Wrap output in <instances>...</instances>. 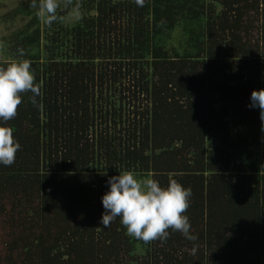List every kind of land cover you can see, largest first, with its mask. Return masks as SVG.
Returning a JSON list of instances; mask_svg holds the SVG:
<instances>
[{
	"label": "trees",
	"instance_id": "obj_1",
	"mask_svg": "<svg viewBox=\"0 0 264 264\" xmlns=\"http://www.w3.org/2000/svg\"><path fill=\"white\" fill-rule=\"evenodd\" d=\"M21 1L0 17H29L0 36V68L30 60L42 94L7 122L22 149L0 165V264H264V122L248 107L264 0H69L71 28ZM126 171L191 188L198 240L105 228L107 181Z\"/></svg>",
	"mask_w": 264,
	"mask_h": 264
},
{
	"label": "clouds",
	"instance_id": "obj_2",
	"mask_svg": "<svg viewBox=\"0 0 264 264\" xmlns=\"http://www.w3.org/2000/svg\"><path fill=\"white\" fill-rule=\"evenodd\" d=\"M143 7L145 0H136ZM32 7L39 9L45 24L52 25L58 20V0H33ZM21 57L23 49H18ZM30 92L31 102L38 105L41 88L36 83L35 74L28 59L18 60L5 68H0V165L11 167L16 162V154L22 149L14 137V130L8 121L18 115L23 93ZM250 109H259L264 122V88L253 90L250 94ZM108 191L102 196L104 213L100 223L105 227L119 218L126 234L145 243L155 240L167 241L172 232L181 233L184 238L196 242L190 218L186 215L191 204L192 190L184 187L175 179L166 187L155 178L138 179L131 171L110 177ZM192 254L198 251L192 248Z\"/></svg>",
	"mask_w": 264,
	"mask_h": 264
},
{
	"label": "rangeland",
	"instance_id": "obj_3",
	"mask_svg": "<svg viewBox=\"0 0 264 264\" xmlns=\"http://www.w3.org/2000/svg\"><path fill=\"white\" fill-rule=\"evenodd\" d=\"M24 2L21 0H0V17L5 14V12H8L12 10L18 3ZM58 3L60 7L58 9H65L66 13L65 16L62 17V25L65 27H74L83 16V12L80 8H78L76 5H70L69 0H58ZM67 3V4H66ZM72 7V8H71ZM68 8V9H67ZM94 13V12H92ZM29 18V17H28ZM24 19L23 17H18L17 20L13 24H5L3 22L0 23V36H3L4 34L10 33L14 29L21 27L25 24V22L28 20ZM43 25V22L41 23V26ZM175 36L179 37V32L175 33ZM261 140H264V134L261 135ZM138 179L143 178H150V175H142L140 173L135 174ZM140 248V247H139ZM141 251V248H140Z\"/></svg>",
	"mask_w": 264,
	"mask_h": 264
}]
</instances>
